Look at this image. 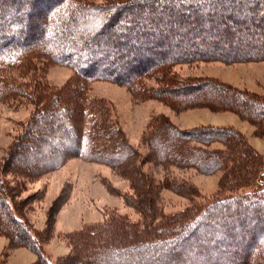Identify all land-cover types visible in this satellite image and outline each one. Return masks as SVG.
<instances>
[{
  "label": "trees",
  "instance_id": "trees-1",
  "mask_svg": "<svg viewBox=\"0 0 264 264\" xmlns=\"http://www.w3.org/2000/svg\"><path fill=\"white\" fill-rule=\"evenodd\" d=\"M263 24L264 0H0V101L25 99L40 107L38 121L32 124L36 135L28 143L29 159L20 154L12 167L18 168L20 161L28 171L20 169L19 174L43 175L70 156L98 160L100 152H119L122 143L113 141L115 131L106 126L103 107L88 96L85 85L98 79L121 82L140 98L145 90L140 76L162 75L181 62L229 59L237 48L239 54L264 50V36L259 34ZM231 43L237 47L231 48ZM131 55L124 61L123 56ZM43 59L69 66L82 80L55 95L38 76ZM128 61L135 65L124 64ZM161 91V100L178 110L238 108L247 119L264 120V101L220 87L217 81L167 85ZM52 128L57 132L49 134ZM219 131L226 154L184 146L181 141L190 136L176 131H156L151 144L164 162L200 169L211 164V171L222 167L231 184L256 179L264 159L259 161L237 132ZM204 138L206 144L209 137ZM112 160L115 165L124 161L117 154ZM255 181L257 187L251 190L202 209L194 207L188 216L168 218L154 228L115 221L79 231V238L87 236L81 241L86 246L83 256L71 252L60 263L264 264V176ZM3 184L0 177V187ZM7 196L0 197V234L10 239V248H27L39 264H54L40 236Z\"/></svg>",
  "mask_w": 264,
  "mask_h": 264
},
{
  "label": "rangeland",
  "instance_id": "rangeland-1",
  "mask_svg": "<svg viewBox=\"0 0 264 264\" xmlns=\"http://www.w3.org/2000/svg\"><path fill=\"white\" fill-rule=\"evenodd\" d=\"M82 1L109 4L129 0ZM259 34L264 36V24L260 26ZM230 47L235 49L237 44L231 43ZM239 50L237 48L229 59L181 62L163 71L162 75L140 76V83L145 89L140 98L121 82L108 79L89 82L85 91L103 107V120L115 131L113 141L121 142L123 146L119 152L109 149L100 152L98 160L70 156L58 168L43 175H35L33 171L29 176L19 174L20 169L28 171L20 161L21 167H12V162L20 154L29 159L28 143L36 135L32 124L38 121L36 115L40 107L25 99L0 101V177L4 181L0 197L8 195L15 212L44 242L43 250L54 264H59L71 252L73 256H83L82 250L86 246L81 241L87 236L79 238V231L99 229L100 225L115 221L154 228L168 218L188 216V211L194 207L202 209L257 187L255 180L264 176L262 165L257 166L256 179L231 184L224 168L211 171V164L200 169L192 164L164 162L151 144L156 131L166 134L176 131L190 136V139L181 141L184 146L226 154V140L223 138L220 142L223 132L218 130H232L238 133L251 152L258 155L259 161L264 159V120L247 119L238 108L216 111L209 106H198L178 110L162 101L158 92L167 85L178 87L212 80L217 81L220 87L233 88L251 99L264 101V50L244 54H239ZM133 55L123 56L124 61L131 60ZM129 62L133 61L124 64L135 65ZM36 70L42 83L48 85L53 93L56 92L55 95L82 80L69 66L49 59L40 60ZM156 76L163 78L159 80ZM210 93V96H216ZM234 104H238L237 101ZM55 132L52 128L49 134ZM204 137H209L205 140L206 144L201 140L206 139ZM116 154L124 161L115 165L112 158ZM13 165L16 166L15 163ZM26 167L32 169L31 166ZM147 229L150 232V228ZM10 245V239L0 234V264H6L10 256L14 261L24 258L17 254L18 251L26 252L23 255L33 259L32 264L38 263V256L32 250L14 249Z\"/></svg>",
  "mask_w": 264,
  "mask_h": 264
},
{
  "label": "crops",
  "instance_id": "crops-1",
  "mask_svg": "<svg viewBox=\"0 0 264 264\" xmlns=\"http://www.w3.org/2000/svg\"><path fill=\"white\" fill-rule=\"evenodd\" d=\"M17 254L22 255L24 258L18 259V261H14L13 259H11V256H10L6 264H32L33 259L25 258V256L23 255V254H27L26 252L22 253L21 251H18Z\"/></svg>",
  "mask_w": 264,
  "mask_h": 264
},
{
  "label": "bare ground",
  "instance_id": "bare-ground-1",
  "mask_svg": "<svg viewBox=\"0 0 264 264\" xmlns=\"http://www.w3.org/2000/svg\"><path fill=\"white\" fill-rule=\"evenodd\" d=\"M120 45V44H119ZM127 50V49H126Z\"/></svg>",
  "mask_w": 264,
  "mask_h": 264
}]
</instances>
